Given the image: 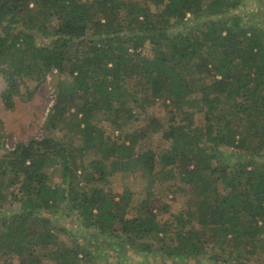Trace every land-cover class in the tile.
I'll list each match as a JSON object with an SVG mask.
<instances>
[{"label":"trees","instance_id":"1","mask_svg":"<svg viewBox=\"0 0 264 264\" xmlns=\"http://www.w3.org/2000/svg\"><path fill=\"white\" fill-rule=\"evenodd\" d=\"M245 8L243 0H0L6 108L32 94L28 81L53 71L71 79L59 85L47 136L6 150L0 133V264H112L109 252L123 262L154 254L158 264H228L221 258L238 248L237 262L243 248L255 253L264 232V7ZM152 100L167 104L166 121L146 116ZM104 116L116 131L124 117L146 124L119 139L106 134ZM159 133L169 150H140ZM54 166L59 183L50 181ZM136 172L151 185L179 178L190 188L172 244L151 193L133 205L128 188H105Z\"/></svg>","mask_w":264,"mask_h":264},{"label":"rangeland","instance_id":"2","mask_svg":"<svg viewBox=\"0 0 264 264\" xmlns=\"http://www.w3.org/2000/svg\"><path fill=\"white\" fill-rule=\"evenodd\" d=\"M243 3L245 4V9L249 11L264 7V0H243ZM152 8L155 11V7L152 6ZM144 56L149 59L154 57V49L148 43L144 47ZM70 82L71 79H69V77L60 74L58 71L49 73L41 83L28 81L27 83L30 87L29 91L32 92V94L30 96L24 94L23 98L16 96L14 99V109H8L2 100V93L6 89V84L3 77L0 76V119L3 124V129H0V133L2 134L4 149L13 150L20 143H28L32 139H42L47 136L50 119L54 115V107L56 106L60 95L59 85L70 84ZM76 103L82 104V101L78 99ZM74 110L75 108L71 109L70 112H67V123L72 124L71 122L74 121ZM168 110L169 108L167 104L163 101L152 100L150 102V106L147 108L146 116L166 121L169 113ZM204 117V114L196 116V122L198 125L204 124ZM102 121V126L104 127L106 134L119 139L124 138L126 133L133 132L135 129L146 124L144 120L133 121L124 117L123 130L116 131L111 126V123L106 120L105 116ZM57 136L63 139L67 144H71L73 146L82 145V141L78 136L60 132H57ZM148 149L153 150L157 154H161L170 149V143L165 142L162 139V134L159 133L143 140L140 150L146 151ZM48 174L50 175L51 182H60V167L54 166L49 168ZM105 188L116 195L122 194L125 188H128L134 194L133 205H136L139 200L146 198L147 194L151 193L153 207H155L154 212L158 214L159 220L165 221L171 225L169 233L165 236L164 244L173 243L175 238L170 232L175 230L176 218L181 214L185 215L191 208V190L188 185L179 180V178L170 181L158 179L153 185H151V183L148 182V178L144 176L142 172H136L134 175L116 174L111 178L110 183L106 185ZM12 206L13 208H17L19 207V204L14 202L12 203ZM165 206L168 207V211L163 212L162 208ZM69 222L70 219L66 223ZM75 232H77V230ZM61 239L69 242L71 237L67 235ZM148 242H151V240ZM152 242L153 249H155L154 246H157L156 241L154 242L152 240ZM255 246V253L252 255L247 253L248 249L250 250V247L243 248L244 252L241 259L242 261L237 262L236 260L239 248L234 251L235 255L232 258L226 254V258L222 257L221 259H229L228 264H264V232L256 238ZM210 255L211 254L207 255L206 262L210 260ZM109 256L112 264H158L156 262L149 261L153 260V258L155 260L156 255L154 254L147 256L148 258L146 261L142 260L143 262H123L120 261V258L116 257L117 254L115 255L112 252H109ZM17 262L18 260L15 259L14 263Z\"/></svg>","mask_w":264,"mask_h":264}]
</instances>
